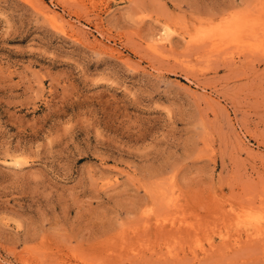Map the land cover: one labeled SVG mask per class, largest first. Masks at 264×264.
<instances>
[{"label": "rangeland", "instance_id": "obj_1", "mask_svg": "<svg viewBox=\"0 0 264 264\" xmlns=\"http://www.w3.org/2000/svg\"><path fill=\"white\" fill-rule=\"evenodd\" d=\"M0 264H264V0H0Z\"/></svg>", "mask_w": 264, "mask_h": 264}, {"label": "bare ground", "instance_id": "obj_2", "mask_svg": "<svg viewBox=\"0 0 264 264\" xmlns=\"http://www.w3.org/2000/svg\"><path fill=\"white\" fill-rule=\"evenodd\" d=\"M43 9H44V8H43ZM45 9H46V8H45ZM51 11H52V10H51ZM45 13H46V12H45ZM47 13H48L49 16H51V19H53V20L56 19V16H53V15H55V13H54V14H53L52 12H47ZM46 16H47V15H46ZM61 22H62V20H61ZM100 25H101V24H100ZM164 31H165V30H164ZM165 32H168V31H165ZM165 32H164V33H165ZM238 33H239V32H238ZM167 34H168V33H167ZM233 34H234V33H233ZM236 34H237V32H236ZM165 35H166V34H165ZM224 35H225V34H224ZM237 35H238V34H237ZM159 37H160V36H159ZM160 38H161V37H160ZM158 39H159V38H158ZM158 39H157V40H158ZM161 39H162V38H161ZM221 40H222V39H221ZM158 41H161V42H159V45H161L160 43H162V40H158ZM158 41H157V42H158ZM157 42H156V44H157ZM220 42H221V41H220ZM98 45H99V44H98ZM157 46H158V45H157ZM157 46H156V47H157ZM207 47H208V46H207ZM107 48H108V47H107ZM153 48H154V46H153ZM209 48H210V47H209ZM226 50H227V49H226Z\"/></svg>", "mask_w": 264, "mask_h": 264}]
</instances>
